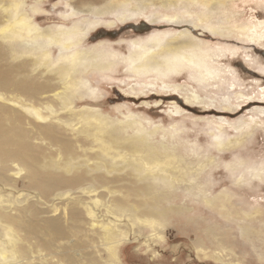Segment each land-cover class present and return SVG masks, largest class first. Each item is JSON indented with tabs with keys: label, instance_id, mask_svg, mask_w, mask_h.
Returning a JSON list of instances; mask_svg holds the SVG:
<instances>
[{
	"label": "rangeland",
	"instance_id": "1",
	"mask_svg": "<svg viewBox=\"0 0 264 264\" xmlns=\"http://www.w3.org/2000/svg\"><path fill=\"white\" fill-rule=\"evenodd\" d=\"M13 3L20 4L29 26L41 30L71 27L86 17L98 21L81 47L71 46L70 52L103 47L117 57H110L115 61L105 72L75 73L73 79L86 87L65 102L56 96L63 88L59 75L31 64L32 54L41 50L0 37V123L18 135L17 145L8 150L24 156L16 155L20 161L8 155L0 162L5 168L0 199L8 206L0 219V243L15 257L3 261L0 256V264H264V0H95L103 13L73 17L64 0H0V24L8 17L1 5ZM168 16L172 21L163 20ZM178 31L184 33L174 37ZM181 40L198 46V55L220 51L216 65L222 71L198 81L187 68L167 77L154 69L145 76L127 70L124 57L133 53V43L175 46ZM52 46L55 63L61 52L56 43ZM148 53L156 60L154 47ZM83 111L109 118L107 128L126 142L143 137L153 150L146 148L149 156L173 155L182 167L175 171L177 181L168 169L143 165L127 143H122V158L128 166L104 154L88 135L90 126L79 120ZM96 155L117 161L118 170L107 172L101 164L93 169ZM25 166L35 169L39 185ZM40 171L68 183L46 193ZM95 176L105 177L104 182ZM138 186L146 187L143 194L133 190ZM95 200L89 214L83 203ZM144 202L151 205L143 207ZM143 215L158 221L150 224ZM49 218L61 221L60 235L47 226ZM5 226L17 235L15 244L3 236ZM106 227L111 238L104 237ZM14 245L23 257L15 256ZM65 252L78 258L69 261Z\"/></svg>",
	"mask_w": 264,
	"mask_h": 264
},
{
	"label": "bare ground",
	"instance_id": "2",
	"mask_svg": "<svg viewBox=\"0 0 264 264\" xmlns=\"http://www.w3.org/2000/svg\"><path fill=\"white\" fill-rule=\"evenodd\" d=\"M64 1H65V4L69 7L70 15H72V14L76 15L77 13H82V12H86V11H90L91 13L96 14V15H98L99 13H103V10H100V8L93 5L94 4L93 2L95 0H64ZM13 4H14V6H12V7H14V8H12L10 6L12 9L9 6L1 5L2 10L4 11L3 17L8 16L7 18H5L2 21V24H0V37H1V39H3L5 43H8L13 39L14 40L20 39L22 41L24 47L27 50L29 48H32V47H33V49H40L41 50V52H40V50H37L38 52H40L39 54H32V60H30L31 64L43 65V66L47 67L48 70H53L59 75L57 77L60 81H62L63 88H62V90H60L56 93V96H60V99L62 101L68 102L69 101L68 97L73 94V91H77L79 88L85 89V87H86L85 84L82 83L81 80H78V79L74 80L73 79L74 78L73 76L75 73H78L80 71L83 72L84 70L89 69V68H98V70L105 72V70H107L108 68L110 69V67H112L111 64L115 60L112 61L110 59V57L111 56L114 58L117 57L116 54H114L112 52L113 50L107 51V49L105 48L106 49V51H105L104 49H102L103 47L99 48L102 51H99V50L96 51L98 48L96 50L91 49V51H88L90 49H86L87 51H75V52H70V50H69V48L71 46H74V47L80 46L78 44L83 40V37L86 35L87 31L90 30V28L94 27L98 23V21L90 20V19L88 20V17H86L87 20L78 22V23L72 25L71 27L62 26V27H60L59 30H54V31L51 29L50 30H47V29L41 30V29H38L36 27L29 26L30 23L27 22L28 23L27 24L26 19L19 12L21 10V8L19 6L20 4L19 3L17 5L15 3H13ZM62 4H63V2H62ZM35 8L37 9V6ZM13 9H14V11L17 12V14H15V15L12 14ZM35 11H37V10H35ZM64 11H65V9H64ZM60 14H62V13H60ZM87 14H89V13H87ZM73 15H72V17H73ZM80 18H78V19L81 20L82 18L81 19ZM76 19H74V20L76 21ZM165 19H167V21H172L173 18L168 16L166 18L165 17L163 18V20H165ZM57 28H58V26H57ZM54 29H56V28H54ZM252 32H254V30H252ZM183 33L184 32L178 31L177 33H174V37H180V36H182ZM161 37H163V36H161ZM161 37H159L160 39L156 38V40L160 41ZM55 43L60 47L61 53L59 54V57L56 56V57H58V59H55V61L57 60V62L54 63V61H51V59H50V57H51L50 56V50H51L52 44H55ZM177 43L178 44L175 46L171 45V44H167V45L160 44L159 42H150V43H145L142 45L138 44V43H133V45H132L133 46L132 49H134L133 53L129 54L127 57H124V58H126V61H128V63H125V64H127V70H129L130 72H135L133 74H143L144 73L146 75V72H148V70L151 71V69H154L159 76L167 77L171 74L170 72H178L181 69L187 68L189 74L193 78L197 79L198 81H206L210 76H212V75L217 76L222 71V68H220V65H216V58L221 53L220 51H216V53H214V51H211V52L207 51L204 54H201V52H200V55H198V48H199L198 46L196 48V45H192L190 42L184 41V40L177 41ZM12 47H11V45H9V48H10L9 50L11 51V54H12V49H14ZM80 47H78V48H80ZM152 47H154L156 49V52H157L156 53L157 54L156 60H154L151 56H149V53H148V52H150ZM189 49H190V51H189ZM194 50L196 51V54H193ZM34 51H36V50H34ZM187 51H189V54H191V55H189ZM128 53H130V52H128ZM104 55H108L107 56L108 58L106 60H104V58H106V57H104ZM168 56L173 57L171 62H167L168 60L166 58ZM121 57H123V55H121ZM158 57L161 58V61ZM117 59L118 58H116V60ZM121 59L119 61H121ZM162 60H165L164 64L162 63L163 62ZM150 73H148V74H150ZM167 73H170V74L167 75ZM78 74H80V73H78ZM154 74H155V72H154ZM175 74H177V73H175ZM75 75H77V74H75ZM143 75H141V76H143ZM79 76H77V77H79ZM134 77H136V76H134ZM162 77H160V78L163 79ZM103 79H104V77H103ZM158 79H159V77H158ZM68 83L70 84V87L67 88L66 86L68 85ZM26 87L27 86H23V89H26ZM39 87H40V90H42V91H45L48 89V87H44V86H39ZM86 90H85V92H88V91L91 92V88H87ZM79 93L81 94L82 92L79 91ZM30 95H33V94H30ZM33 114H35L34 116L36 118L40 117L38 111L34 112V110H33ZM40 115H42V114H40ZM78 116L82 118V119H79L80 121H83L85 124H88L90 126L89 129L86 128V131L88 132V135H91L94 138L95 141H99L97 146H98V148L101 149V151L104 154H108L109 156L113 157V159L114 158H121V161L124 163L123 166H128L129 161L127 159L125 160V158H122V152H123V150H125L124 148L126 147L122 143H127L126 145H128V149L130 150L132 155H134V157H136V158H139V161L141 160L140 162H142L143 165L150 168L151 165L154 164L158 167L159 171H162V170L164 171L165 169L166 170L168 169V171L172 175L173 180L177 181L178 176L176 175L175 171L176 172L181 171L182 167L178 163L179 161L175 160V157L173 155H171V154L170 155H168V154L167 155H165V154L159 155L156 152H151L152 154L149 156V154H147L146 148L149 147L148 149L151 150V147L149 146V144L145 143V139L143 137L137 136L136 138L132 139L131 141H130V139L127 140V142H126V139L116 137V135H113L111 133V132H113L114 129L111 130V128H107L108 123H109V120H108L109 118L106 119V118L102 117L103 115L99 116L97 113L87 114V112L83 111V112H80V114H78ZM84 116H86V117H84ZM91 116H92V118L90 119ZM40 119H42V118H40ZM92 119L96 122V124L93 126H91V124H90V121ZM110 123H111V121H110ZM97 124H100L104 128L97 126ZM118 124H121V122H118ZM16 136H18V135H15L14 133L10 132V130H8L5 126H3L0 123V162L6 163V160L8 159L7 158L8 155L14 156V158L17 157L16 155H20V156L24 157L23 155L19 154L16 151L11 152V150L10 151L8 150V146H16L17 145L18 140L16 139ZM114 150L116 151L115 153L113 152ZM27 151L28 150H26V152H25L26 155H27ZM151 151H153V150H151ZM99 156L96 155L94 157V158L99 159V162H96L94 164L95 166L93 167V169H98V166L101 164L103 166H106L107 172L118 170V165L116 163L117 161L112 160V159H111V161H109V160H106L105 158H102L101 156L100 157ZM5 158H7V159L5 160ZM9 158L11 159V157H9ZM28 158H30L32 160V157L29 155H28ZM18 159L19 158L17 157L16 160H18ZM20 159H23V158H20ZM86 161H88V159ZM86 161L84 160V163H86ZM25 167L27 169H30L32 172H35L31 176V179H33L31 181H34L36 183V185L37 184L39 185L38 175H36L37 172L35 171V169L27 167V166H25ZM33 167H35V166H33ZM42 167L47 168V167H49V165L44 164ZM154 167L155 166H152L151 168H154ZM3 170H5V168L0 167V177L3 176V174H4V173L3 174L1 173V171H3ZM165 172H167V171H165ZM46 173L47 172H43V171L39 172V175H42L40 187L43 188L44 192L46 191V193H50L51 190L55 186H62V185H65L68 183L67 181L61 183L63 180L58 175H53L50 173H47V175H43ZM95 177H97L101 183L104 182L101 180L105 179V177H102V176H95ZM141 178L142 177L139 176V179H141ZM78 181H79L78 178H76L75 180H71L72 183L73 182L77 183ZM190 181H192V180H190ZM168 183H172V182H168ZM164 184H165V182H164ZM186 185L190 186L189 183ZM31 186H33V184ZM106 188L108 189L107 186H106ZM108 190H109V192H112L110 189H108ZM133 190L135 192L137 191L140 194L141 193L143 194L146 190V187H139L138 186L137 188H133ZM220 197H221L220 199H222V195H220ZM5 201H7V200H5ZM95 202H96V200L94 202H88L87 201V202L83 203L84 204L83 207H85L88 210L89 214H91ZM150 205L151 204H149L148 202H144L143 207H148ZM6 208H8V206H5L2 203V200L0 199V219L2 217H5V209ZM131 209L135 213L137 212L136 208L131 207ZM26 211L29 212L28 214H30V213L32 214L34 212V209L32 207H29V209L26 208ZM35 213H36V211H35ZM143 217H144V218H142L143 221L149 222L150 224H155L158 221L157 216L155 218H153L152 216L146 217L145 215H143ZM138 218H141V216H138ZM12 219L16 220V218H14L13 216H12ZM47 226L50 227V229L53 230L58 235H60L63 232L64 226L62 225L61 221L57 218L47 219ZM105 231L106 232L104 233V237L105 238H111L112 236L111 237L108 236L109 233L111 234V232H109V229L107 227H106ZM243 233H245V231H243ZM3 236L8 238L13 244L16 243L17 235L13 232V230L9 226H5L3 228ZM108 245H109V243H108ZM3 246H4V243H2V244L0 243V256H2L3 261H5V260L8 261V259H10V258L15 259L14 256L13 257L11 256L14 254H7L6 250L4 249ZM78 248H79V246H78ZM109 250H111V249H109ZM66 251H68V250H66ZM72 251H74V250H72ZM14 253L15 254L18 253V255H15L18 257H23V255H24V252L20 249V247H18L16 245H14ZM65 253H67V252H65ZM66 257L70 261V259L72 260L76 256L74 257V256H71L68 254ZM76 258H78V255ZM74 262H76V261H74ZM77 263H79V262H77ZM12 264H19V263L15 261V262H12Z\"/></svg>",
	"mask_w": 264,
	"mask_h": 264
},
{
	"label": "water",
	"instance_id": "3",
	"mask_svg": "<svg viewBox=\"0 0 264 264\" xmlns=\"http://www.w3.org/2000/svg\"><path fill=\"white\" fill-rule=\"evenodd\" d=\"M144 27H148V24H147V25H145Z\"/></svg>",
	"mask_w": 264,
	"mask_h": 264
}]
</instances>
